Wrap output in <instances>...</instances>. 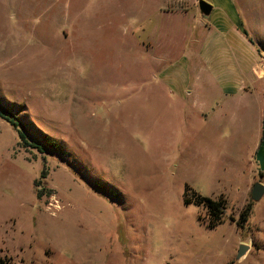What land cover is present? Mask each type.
<instances>
[{"label": "rangeland", "instance_id": "rangeland-1", "mask_svg": "<svg viewBox=\"0 0 264 264\" xmlns=\"http://www.w3.org/2000/svg\"><path fill=\"white\" fill-rule=\"evenodd\" d=\"M198 1L0 0V108L18 123L0 117V257L264 264L260 85L196 117L161 82L201 33ZM233 1L264 56V0ZM186 186L226 201L222 224Z\"/></svg>", "mask_w": 264, "mask_h": 264}, {"label": "crops", "instance_id": "crops-1", "mask_svg": "<svg viewBox=\"0 0 264 264\" xmlns=\"http://www.w3.org/2000/svg\"><path fill=\"white\" fill-rule=\"evenodd\" d=\"M209 4L211 13L202 16L196 26L201 33L186 41L178 54L170 56L160 75L161 82L196 117L215 113L232 94L244 100L247 89L258 84L264 104V56L259 53L258 42L241 24L239 8L233 0ZM199 14L202 15L200 11Z\"/></svg>", "mask_w": 264, "mask_h": 264}, {"label": "trees", "instance_id": "trees-1", "mask_svg": "<svg viewBox=\"0 0 264 264\" xmlns=\"http://www.w3.org/2000/svg\"><path fill=\"white\" fill-rule=\"evenodd\" d=\"M246 34V32H245ZM4 111L3 109L0 108V117H5L4 119H7V121H9V123L17 128L18 127V123L16 122V120L13 118H8L7 116H4ZM20 133V137L22 139H25V135L21 132ZM25 143L26 140H25ZM48 146L50 147H55L56 145L53 142H49L47 143ZM37 147L39 150H41V148L39 146H34ZM185 195H187V197L185 198V203L189 204L191 202H195L196 205L202 207L209 219H210V224L209 226L211 228H215L218 225L223 223V214L224 211L226 209V201L223 200L222 198L218 199V200H214L212 198L209 197H203L198 193H195L191 190V188L189 186H186V192ZM250 209H251V205L249 204L240 214V222L239 223H243L245 221H247V218L249 216L250 213ZM0 264H13L11 262V260L7 259V258H2L0 257Z\"/></svg>", "mask_w": 264, "mask_h": 264}, {"label": "water", "instance_id": "water-1", "mask_svg": "<svg viewBox=\"0 0 264 264\" xmlns=\"http://www.w3.org/2000/svg\"><path fill=\"white\" fill-rule=\"evenodd\" d=\"M198 8L203 16H208L212 11V5L206 2L205 0L198 1ZM263 195H264V186H262L260 183H256L251 191L252 200L259 201ZM247 249H248L247 246H240L237 258L243 256L247 251Z\"/></svg>", "mask_w": 264, "mask_h": 264}]
</instances>
